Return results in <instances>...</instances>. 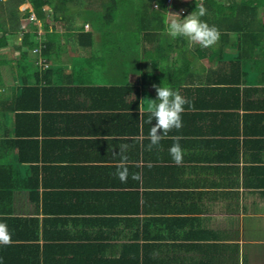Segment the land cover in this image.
<instances>
[{"label": "crops", "instance_id": "obj_1", "mask_svg": "<svg viewBox=\"0 0 264 264\" xmlns=\"http://www.w3.org/2000/svg\"><path fill=\"white\" fill-rule=\"evenodd\" d=\"M107 1L52 10L41 55L49 71L29 76L38 93L29 89L24 138L7 110L20 92L21 34L0 51V224L11 237L0 264H264V41L243 45L231 30L211 47H189L166 34L155 11L185 8L184 18L195 0L123 3L105 22ZM162 82L192 107L182 128L148 151L151 125L139 106ZM176 137L181 165L169 154Z\"/></svg>", "mask_w": 264, "mask_h": 264}, {"label": "trees", "instance_id": "obj_2", "mask_svg": "<svg viewBox=\"0 0 264 264\" xmlns=\"http://www.w3.org/2000/svg\"><path fill=\"white\" fill-rule=\"evenodd\" d=\"M24 0H7L0 1V51L3 47L9 44L10 38L17 34H22V22L26 20L30 23L31 29L34 28L36 30V34L31 36L29 29L26 33L22 34V44L19 47V56L17 58L19 64L16 70L15 78L19 79L20 84H16L17 88L20 89V92L16 96V101L13 107L8 108L7 110L16 112V119L18 121V127L16 126L15 133L19 135L20 138L26 137L28 132L19 124L20 122L25 121L26 118L29 117V111L27 110L26 102L29 99V89H36L38 93V87L29 86V82L32 79H29V76L33 72L41 71H49L48 66L49 62L44 59L41 55H45L46 48L48 46L47 36H44V53L41 54V51H34V47L38 46L37 41V30L38 24L31 23L29 21L30 12L21 11V4ZM33 5V10L35 11L37 17L39 19H44L47 16L46 8L52 7L57 11V8H60L62 4L66 3V0H29ZM110 4L108 5L109 10H107V14L102 18L105 22L108 18H113L121 7V4H130L132 2H139L140 0H110ZM162 7L166 8V0H157ZM230 1V0H229ZM60 2V3H59ZM109 2V0L107 1ZM144 2V1H143ZM196 2L203 3L205 8L207 9V14L201 19L207 22L210 26H215L220 35L224 37L229 36V32L234 30L237 32L240 39L243 40V45L250 41L262 42L264 41V19L261 13V8L264 5V0H241L236 2H230L228 4L227 0H203L198 1L195 0L189 4L188 9L192 12L196 10ZM98 3V1H97ZM101 3V2H100ZM103 4V3H102ZM236 6L234 13L230 12L228 8L232 5ZM147 8V7H146ZM227 9V11H226ZM226 12V13H225ZM155 13H159L160 18L163 20L165 18L164 12L160 11ZM142 21V20H141ZM160 22V21H159ZM149 24H154L153 21L149 20ZM158 24V23H155ZM160 25V24H159ZM164 25V23H163ZM29 26V24H28ZM161 26V25H160ZM47 27V25H46ZM222 30V31H221ZM154 34V32H153ZM223 38V37H222ZM239 50V49H238ZM247 51L248 49H244ZM35 55H33V52ZM44 59V63H39V60ZM0 84H4V72L5 67L7 66V62L2 61L0 59ZM240 64V60H237ZM235 62V65L238 66V63ZM35 64L39 68L36 69ZM44 64H47L45 66ZM243 72V71H242ZM14 102V101H13ZM17 145H24L25 139H20L15 142ZM15 145V144H14ZM13 145V146H14ZM25 151L21 152L22 160L24 157Z\"/></svg>", "mask_w": 264, "mask_h": 264}, {"label": "clouds", "instance_id": "obj_3", "mask_svg": "<svg viewBox=\"0 0 264 264\" xmlns=\"http://www.w3.org/2000/svg\"><path fill=\"white\" fill-rule=\"evenodd\" d=\"M159 5H156V10ZM207 14V9L203 3L196 2V10L190 15L181 18L180 14L167 12L163 23L164 31L167 35L176 38H185L188 41L189 47L200 45L201 47L208 48L217 43L219 40V30L215 26H210L201 18ZM150 71V70H149ZM156 90L157 97L155 99L144 98L140 102L139 111L141 116L145 113L148 114L147 123L151 125L147 139L150 141L148 144V151H152L155 146H158L161 140L168 137V134L173 130L179 131L182 124V114L185 111V105H191L185 97L178 91H174L171 87L162 85H153ZM153 121L155 124L153 125ZM176 143L169 149V154L176 165L183 163V150L179 143V138L176 137ZM128 149L127 144L120 145L121 161L117 165L118 171L116 175L121 181H124L127 176V156L125 155ZM134 178L139 179V176ZM11 237L7 232L4 224H0V244L10 243Z\"/></svg>", "mask_w": 264, "mask_h": 264}, {"label": "rangeland", "instance_id": "obj_4", "mask_svg": "<svg viewBox=\"0 0 264 264\" xmlns=\"http://www.w3.org/2000/svg\"><path fill=\"white\" fill-rule=\"evenodd\" d=\"M98 0H96V2H97ZM99 2H101V1H99ZM138 2V1H137ZM185 9V8H184ZM52 10H54V8L53 9H50L49 7L48 8H46V12H47V14H48V12L50 11L51 12V15H50V17H48V18H46V19H38V22H37V24H38V26H39V28H40V31H42V33H44V29H45V23H49L50 25H53L54 23H56L55 21H54V17H52L53 16V13H54V11L55 12H57L56 10H54L53 11V13H52ZM187 10V9H186ZM122 11V9L120 8L119 9V14H120V12ZM180 11V10H179ZM68 14H69V17H70V19H72L74 22H77V21H81V22H83L81 19H78V16H77V14L76 13H73V12H67ZM74 14V16H72ZM188 14V13H187ZM82 16L83 15H81L80 17L82 18ZM88 17H89V15H87ZM47 17V16H46ZM182 17V16H181ZM92 18V17H91ZM100 18H101V16H98V22L100 23L101 21H100ZM22 30L24 31V29L22 28ZM36 32V30L35 29H32V30H30V33H31V36H34V33H32V32ZM22 37H23V35L21 34V37H20V39L18 38V37H15L14 38V40H13V42L14 41H18V39L20 40V41H22ZM19 41V42H20ZM17 44V43H16Z\"/></svg>", "mask_w": 264, "mask_h": 264}, {"label": "built area", "instance_id": "obj_5", "mask_svg": "<svg viewBox=\"0 0 264 264\" xmlns=\"http://www.w3.org/2000/svg\"><path fill=\"white\" fill-rule=\"evenodd\" d=\"M0 1L3 2V1H7V0H0ZM173 3H174V0H168V4L169 5H172ZM21 9L28 10V12H30V15H29L30 20L33 21V22H35V23L38 22V19L39 18L37 17V15H36V13H35V11L33 9H29V8H27V6L24 7V4L23 5L21 4ZM186 13H187V10L184 9V8H181L180 11H179V14L181 16L184 15V14H186ZM23 29H24V31H26L28 29V27H27L26 24L23 25ZM36 37H37V41H38L39 44H38V46L34 47V51L35 52H37V51L40 52L41 49H42V47L44 46L43 33H42V31H40V28H38V30H37Z\"/></svg>", "mask_w": 264, "mask_h": 264}]
</instances>
